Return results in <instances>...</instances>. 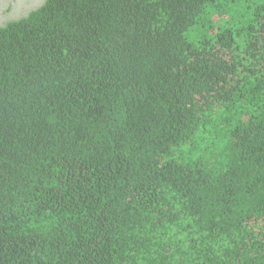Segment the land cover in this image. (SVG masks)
Returning a JSON list of instances; mask_svg holds the SVG:
<instances>
[{
	"label": "trees",
	"instance_id": "obj_1",
	"mask_svg": "<svg viewBox=\"0 0 264 264\" xmlns=\"http://www.w3.org/2000/svg\"><path fill=\"white\" fill-rule=\"evenodd\" d=\"M0 264H264V0L0 25Z\"/></svg>",
	"mask_w": 264,
	"mask_h": 264
},
{
	"label": "rangeland",
	"instance_id": "obj_2",
	"mask_svg": "<svg viewBox=\"0 0 264 264\" xmlns=\"http://www.w3.org/2000/svg\"><path fill=\"white\" fill-rule=\"evenodd\" d=\"M45 0H0V25L27 15Z\"/></svg>",
	"mask_w": 264,
	"mask_h": 264
}]
</instances>
